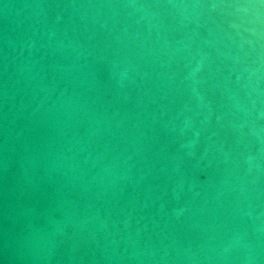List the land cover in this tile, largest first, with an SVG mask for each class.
I'll return each mask as SVG.
<instances>
[{
  "label": "water",
  "instance_id": "obj_1",
  "mask_svg": "<svg viewBox=\"0 0 264 264\" xmlns=\"http://www.w3.org/2000/svg\"><path fill=\"white\" fill-rule=\"evenodd\" d=\"M0 264H264V0H0Z\"/></svg>",
  "mask_w": 264,
  "mask_h": 264
}]
</instances>
